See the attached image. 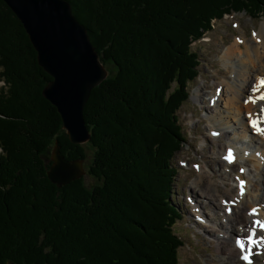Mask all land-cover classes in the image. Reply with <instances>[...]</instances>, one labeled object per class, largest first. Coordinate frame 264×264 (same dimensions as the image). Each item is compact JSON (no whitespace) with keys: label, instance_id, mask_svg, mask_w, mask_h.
Listing matches in <instances>:
<instances>
[{"label":"trees","instance_id":"16d2710c","mask_svg":"<svg viewBox=\"0 0 264 264\" xmlns=\"http://www.w3.org/2000/svg\"><path fill=\"white\" fill-rule=\"evenodd\" d=\"M66 1L109 71L84 109L97 184L49 181L56 140L69 161L87 151L44 98L52 78L0 0V264H179L173 160L198 76L192 43L232 13L264 17V0Z\"/></svg>","mask_w":264,"mask_h":264},{"label":"rangeland","instance_id":"374dc122","mask_svg":"<svg viewBox=\"0 0 264 264\" xmlns=\"http://www.w3.org/2000/svg\"><path fill=\"white\" fill-rule=\"evenodd\" d=\"M234 25L236 27H234ZM256 33L264 39V17L251 19L244 14L232 13V15L225 16L221 20H218V22L214 23L212 31L207 32L202 40L192 43V48L196 51L199 57V75L197 79L190 82L188 87L189 98L178 112L180 120L179 126H181L184 136L186 137V145L180 152L176 153L173 160V165H176L178 169V175L175 176L174 193H172L171 201L176 203L180 212V220L175 226V232L183 241V246L178 251L179 264H219L220 256L228 257L224 251L222 252L218 249L219 241L222 238L224 239L228 237V235L222 234L217 236L216 234L207 233L204 229V227L211 229L215 228L219 232H225L221 230L220 227V223L226 222L227 220L225 219V211H223L222 218V213H220L221 210H218L213 202L210 201V205L209 202L202 201L201 206L203 207V212L207 216L206 219L202 213V208L200 209L198 206H195L196 208L193 207L195 205L193 200H201V198L204 197L202 196L203 192H201L200 189L204 191V193H212L213 190L215 191V186H213L212 181L217 180L220 182L218 184V191H220L221 194L225 193L224 183L226 185L232 184L235 186L236 180H234L233 174L238 173L237 170H240L241 165L238 164V168L235 166L228 169L232 173L230 176L231 179L228 177L229 180L223 181L220 173L221 168L217 165V161L218 158L222 161L225 159L219 155L223 144L226 145L224 149L226 147H233V145H236L238 148L245 146L243 144L248 140H246V138L241 140L239 136V134H241L240 129L243 128V122L241 123V121H238V118L243 117V121L246 122L248 117L245 115V108L242 109V113H245V116L241 113L238 114V116L234 114L231 115L229 118L230 121L224 128H222L224 131H220V138L216 141V137L212 135L210 130L214 127L217 129L215 125L212 126V123L214 124V122L211 119V107H214L215 105L213 104V106H211L210 101L212 102L213 99L209 100V98L216 92H219L222 95L225 83H233L235 81V73L239 69L237 65L231 63V60H228L229 58L225 59L224 62L221 55L227 48L231 49L235 44L237 45V40L240 42L238 43L239 46H248V43L245 41H247L249 37L251 39L250 46L248 47H258L259 45L256 44H260L262 40L260 38H258V41L256 40L255 36L258 35H256ZM244 36L245 38L243 39ZM235 38H241L244 42H241L240 39L233 41ZM228 50L229 49L224 53L226 57ZM234 50L239 52L238 56L241 57L245 56V53L247 54V49L237 48ZM225 79H228V81H225ZM2 84L3 81L0 80V86ZM196 90H200L198 93L199 95L196 94V97H194L193 93ZM224 100L226 102V99ZM221 106L222 108L220 107V110L217 111L219 114H216V116H219L220 112L230 113L229 108H224V104H221ZM205 109L210 112L208 113ZM256 110L258 111L259 109L256 108ZM208 114L209 116L207 117ZM249 127L252 128L251 125H249ZM240 141H242L243 144ZM251 145L254 146L255 144ZM251 145L249 146L251 147ZM85 148L87 151V161L84 162V166L87 169L91 163L93 150L87 144H85ZM216 152L218 153L216 154ZM247 153L248 152H246V154ZM253 164V159H249L247 166L243 167L245 173H243L244 177H242V180H245L247 183L248 179L246 177L247 173H249L250 181L248 180V183L251 184L250 193H252L249 196L248 201L256 200L257 197H259V189L263 179L262 173H260V170H257ZM213 165L214 167H212ZM200 166H204V175H202V173L199 175ZM248 169L249 172H247ZM202 178H206V182L203 181ZM84 179L87 186L95 183L97 184L94 178L92 176L90 177L88 174L84 176ZM197 183H200L202 188L200 187L199 189ZM253 190H255V192H253ZM218 198L220 199V197ZM204 199L209 201L206 198ZM200 215L202 219L197 218V216ZM218 222L219 224H217ZM239 236L240 235L236 237ZM233 238L234 237L230 239V243H232ZM261 253L262 252L256 249L254 250L253 259L256 261L255 264H264V255Z\"/></svg>","mask_w":264,"mask_h":264},{"label":"water","instance_id":"95a60500","mask_svg":"<svg viewBox=\"0 0 264 264\" xmlns=\"http://www.w3.org/2000/svg\"><path fill=\"white\" fill-rule=\"evenodd\" d=\"M30 39L38 65L52 80L44 98L55 106L74 145L87 144L91 133L84 109L92 91L109 76L87 28L75 17L66 0H4ZM56 140L48 179L59 189L86 176L84 160L69 161Z\"/></svg>","mask_w":264,"mask_h":264},{"label":"bare ground","instance_id":"6f19581e","mask_svg":"<svg viewBox=\"0 0 264 264\" xmlns=\"http://www.w3.org/2000/svg\"><path fill=\"white\" fill-rule=\"evenodd\" d=\"M257 34L258 33H256V35ZM252 35H253V32H252ZM257 36H255L257 41H258V38L262 40L260 44L255 43L256 45H259L258 47H255V46L248 47L250 46V39H251L249 37V39L245 41L246 43H248L247 44L248 46L245 45L242 47V45H240L241 46L240 47L238 45V43L240 42L237 40V45L235 44L234 47L231 49L227 48L229 49L227 52V57L226 55H224L227 49L224 51V53L221 55L224 62H225V59L229 58L228 60H231V63L234 65H237L239 69L235 73L236 74L235 81L233 80L234 82L232 81L233 83L231 84L225 83L222 95L220 93L217 94L218 92H216L215 94H212L209 98V100L213 99L214 101V102L210 101L211 106H213V104L215 105L214 107H211L212 108L211 109L212 110L211 119L214 122V124L212 123V126L215 125L217 129H215L214 127V128H211L210 130H211V133L214 132L218 134V135H215L216 141L218 140V138H220V135H221L220 131H224V129L222 128H224L226 124H228V122L230 121L229 118L231 115L234 114L238 116V114L241 113L243 114V116L246 115L248 117V120L246 122L243 121V117L238 118V121H241V123L243 122L242 124L243 128L240 129L241 134H239V136L241 140L243 138H246V140H248L245 142V144H243V142L240 141L245 146H242V148H238L236 145H233L234 148L226 147L224 149L226 145L223 144V147L220 149L219 155H221L222 158L223 157L225 158L227 156L228 150L231 149L235 155V161L233 163H229L228 160L224 158H223L224 159L223 161L219 160V158L217 161L218 163L217 165H219L221 168L220 173H221V179L223 181L229 180L230 176L232 175V173L228 169H231L235 166L236 168H238V164L241 165L240 170H237L238 173L233 174L234 180H236L235 186H233L232 184L226 185L224 183L225 193L221 194V192L218 191V187H219L218 184L220 182L214 179L215 181H212V184L213 186H215V191L213 190L212 193H204V191L200 189V187L202 188V185L200 183H197L199 186L198 188L200 189L201 192H203L202 196L204 197L201 198V200H198V199H196V201L193 200L195 202V205L193 207L198 206L200 207V209L202 208V213L204 214L206 219H207V216L203 212V207L201 206L202 201L209 202L210 205H211L210 201L213 202L216 208L218 210H221L220 213H222V218H223V211H225V219L227 220L226 222L220 223L221 230L225 232H219L215 228L211 229V228L204 227L205 231H207V233L209 234H216L217 236H220L222 234L228 235V237L224 239L222 238L219 241L218 249L222 252L224 251V253L228 256V257L220 256L219 264H245L243 260L241 259L242 254L239 248L237 247L236 242H233L234 238L232 240V243L229 242L230 239H232V237H235L238 235L242 236L241 243H243L246 248L251 245L252 252H254V250L256 249L262 252L264 255V244H262L260 248H257L255 246L258 242L259 237L264 236V232H261L259 229H257V239L250 240L249 239L250 234L248 231V228L253 224V217L249 215L252 209L259 208V213H258L259 219L261 221H264V134H261V132L256 130L257 128H259L262 131H264V111H262V109H264V100L259 99V97L257 96V94H262L261 96H264V84L260 83V78L264 77V39L259 34ZM244 38L245 36L243 37V39ZM236 39H240L241 42H244V40L241 38H235L233 41H235ZM237 48L247 49V54L245 53V56L243 57L238 56L239 52H236V50H234ZM225 81H228V79H225ZM254 85L256 88L255 92L252 91ZM199 91L196 90L193 93L194 97H196V94L199 95L198 94ZM249 96H254L257 102L253 103L250 101L249 103L246 104L245 100L248 99ZM224 99H226V102ZM221 104H224L225 106L224 108H229L230 113L220 112V115L216 116V114H219L217 113V111L220 110V107L222 108ZM243 108H245L246 114L242 113ZM256 108H258L259 110L257 111ZM205 111H207L208 113L210 112L209 110H206V109ZM208 116L209 114L207 115V117ZM252 124H255L256 128H254L253 126L252 128H250L249 125H252ZM251 144H255L256 146L255 145L252 146ZM249 145H251V147ZM246 152L248 153L246 154ZM217 153L218 152H216V154ZM216 154H215V157H216ZM249 159H253V163H254L253 166L257 168V170L259 169L260 173H262V176H263L262 184H261L262 188L260 187L259 189L260 191L258 195L259 197L256 196L257 199L251 200L252 202L248 201L249 196L252 193V192L250 193L251 184L248 183L249 173H247V177H246L248 180H247V183H245L244 196H240L239 194V181L237 180V177H239L240 180L243 179L242 178L244 177L243 173H245V169L243 167L247 166ZM212 167H214V165ZM241 169H243L244 171L241 172ZM249 169L247 172H249ZM200 173L204 175V166H200L199 175ZM205 180L206 178L203 179V181ZM232 180H231V183H232ZM253 192H255V190H253ZM218 197H220V199ZM204 198H206L209 201H206ZM228 209H231V214L229 213ZM197 218L202 219L201 215L197 216ZM217 224H219V222ZM252 260H253V264H255L256 262L255 259H252Z\"/></svg>","mask_w":264,"mask_h":264},{"label":"snow or ice","instance_id":"6c2138e0","mask_svg":"<svg viewBox=\"0 0 264 264\" xmlns=\"http://www.w3.org/2000/svg\"><path fill=\"white\" fill-rule=\"evenodd\" d=\"M234 27H236L234 25ZM255 35V34H254ZM260 83L264 84V77L260 78ZM253 92L256 91L255 85L253 86L252 89ZM219 94V92L217 93ZM261 99L264 100V96H261ZM253 102L256 103L257 101L255 100L254 96H249L248 99L245 100V103H249V102ZM214 102V101H213ZM262 111H264V109H262ZM251 126H253L254 128H256L255 124H252ZM257 131L261 132V134H264V131H262L261 129L257 128ZM212 135H218L217 133H212ZM225 159L228 160L229 163H233L235 161V155L233 153V151L231 149L228 150L227 152V156L225 157ZM244 170L241 169V172H243ZM237 180L239 181V194L240 196H244L245 194V181L240 180L239 177H237ZM229 213L231 214V209H228ZM259 208H254L252 209V211L249 213L250 216L253 217V224L248 228L249 231V239L250 240H256L257 239V229H259L261 232H264V221H261L259 219ZM264 244V236H260L258 239L257 244L255 245L257 248H260L261 245ZM237 247L239 248L240 252H241V259L243 261H245V264H253V260H252V246L250 245L249 247H245V245L243 243L240 242V238L237 237Z\"/></svg>","mask_w":264,"mask_h":264}]
</instances>
